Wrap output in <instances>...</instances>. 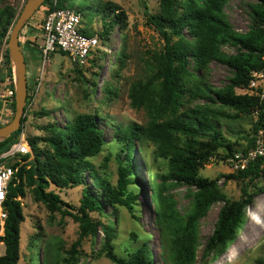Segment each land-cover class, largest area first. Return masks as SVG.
<instances>
[{
    "label": "trees",
    "instance_id": "trees-1",
    "mask_svg": "<svg viewBox=\"0 0 264 264\" xmlns=\"http://www.w3.org/2000/svg\"><path fill=\"white\" fill-rule=\"evenodd\" d=\"M70 1L45 0L43 5H48L50 10L74 7L83 14L82 31L90 36L97 33L89 30L90 24L86 21V15L94 12L103 15V29L98 35L104 44L117 24L122 29L128 24L126 12L118 11L120 8L113 3L102 4L93 10L94 7L87 0L73 6ZM229 1L231 0H159V12L151 13L146 1L142 0L148 21L163 36L165 45L163 50L152 55L148 63L147 78L135 81L130 87L132 107L145 108L149 120L145 127L132 124L129 128L116 129L115 139L121 146L117 155V183L113 184L104 178L91 160L102 151L106 142L101 118L95 114L81 113L64 125L55 122L45 125L43 128L47 131L46 135L29 139L36 159L32 166L27 168L25 165L29 153L21 158L26 161L24 164H14L18 170L8 186L4 203L7 217L0 241L4 243L5 251L0 255V264L19 263L21 224L25 220L21 198L26 196L27 186L33 187L35 198L45 203L52 214L59 212L63 217L70 216L79 223L80 236L67 251L71 260L79 253L78 247L82 239L86 236L96 237L102 227L104 237L100 254H104L115 264H154V254L147 243H143L128 257L118 255L114 244V226L111 223L103 224L91 215L92 212L104 213L106 206L115 210L118 206H125L137 218L134 214L138 202L137 179L134 175L135 149L137 140L142 136L153 141L157 154L168 160L169 169L164 175L165 179L196 189L193 192L191 209L185 216L173 205L167 210L168 204L165 205L162 201L166 208L162 207L161 212L168 222L171 221V256L174 264H196L200 245V220L219 201H224L225 204L221 208L216 227L209 236L205 253H214L215 258L223 255L244 224L247 209L254 200L256 191L248 184H255L264 173V157H259L246 169L230 175L229 178L240 179L246 183L242 186L241 197L237 200L227 198L219 185L220 178L200 176L201 168L213 157L232 158L239 150L234 148L220 127L212 121V117L217 114L212 113L213 109L216 110L215 105L251 115L258 103L255 96L240 94L237 89L248 85L253 69L264 66V0H258L259 3L254 6L256 24L247 33H238L228 21L225 6ZM16 20V10L12 5L0 6V41L8 44L10 31ZM227 44L236 47L237 52L226 56L222 47ZM214 60L225 62L235 71L231 83L218 90L195 85L194 81L200 79L199 75ZM115 61L116 59L112 63ZM4 63L12 78L13 67L8 47ZM11 89L14 90V85H11ZM189 92L205 97L208 103L186 109ZM15 98L16 95L13 98L14 110ZM27 98L29 99V94ZM224 112L218 111L220 114ZM39 114L49 115L50 111L42 109ZM225 115L228 116L227 113ZM25 120L26 117L23 121ZM22 128L0 142V153L18 139ZM256 130L254 124L253 133L240 150H247L254 145ZM40 143L45 147H40ZM220 150L224 154H220ZM122 153L124 156H121ZM87 171L96 190L87 183ZM51 185L59 190L82 185L83 197L80 205L75 206L64 200L56 189H50ZM67 262L74 264L72 261ZM37 264L45 263L38 260ZM256 264H264V258L259 259Z\"/></svg>",
    "mask_w": 264,
    "mask_h": 264
},
{
    "label": "rangeland",
    "instance_id": "rangeland-1",
    "mask_svg": "<svg viewBox=\"0 0 264 264\" xmlns=\"http://www.w3.org/2000/svg\"><path fill=\"white\" fill-rule=\"evenodd\" d=\"M27 0H0V6L12 5L18 18ZM83 0H71L70 5L81 4ZM89 5L98 9L102 4L113 5L124 10L128 24L122 29L117 24L104 46L107 51L95 52L89 64L73 61L68 55L57 51L44 58L40 51L43 42L42 22L48 5H43L29 19L21 32L26 62L29 99L24 114L21 133L27 140L47 134L45 125L55 122L64 125L81 113L95 114L101 118L105 134V145L102 151L91 158L98 167L99 173L113 184L119 176L118 153L121 151L115 139L116 129L129 128L132 124L147 126L149 115L145 108H134L131 105L129 92L132 83L145 79L149 75L148 63L155 52L163 50L165 40L159 31L148 21L142 0H87ZM151 13H158L159 0H145ZM258 0H231L225 6L227 19L238 33L249 32L256 24L254 6ZM103 15L96 12L86 15L90 24L89 30L97 34L103 29ZM7 44L0 41V110L5 106L12 113L8 122L14 117L13 103L9 104V91L14 85V78L9 76L5 60ZM222 52L233 55L237 48L224 45ZM116 53V56H115ZM115 56V58H114ZM116 61L112 63V61ZM235 71L225 62L214 60L208 69L199 75L195 85H204L212 89L227 87ZM202 83V84H200ZM212 95V93H209ZM186 109L206 105L208 99L189 92L186 98ZM220 108V109H218ZM42 109L50 111L49 115L39 114ZM213 109V108H212ZM212 121L220 127L223 135L231 141L235 149H241L248 142L254 121L250 114L238 113L229 107L215 105ZM222 109V110H221ZM218 111H225L218 113ZM7 112H5L6 115ZM228 114L226 116L225 114ZM7 115V116H8ZM4 121L6 118L4 117ZM7 124V123H6ZM3 126V125H1ZM0 126V127H1ZM40 147H45L40 143ZM156 144L142 136L137 140L135 149V178L137 179L138 202L135 205L134 218L125 206L105 207L104 213L92 212L91 215L103 224L111 223L116 231L115 251L123 257L130 256L143 243H147L154 254V264H174L172 260L173 233L171 221L162 214V207L170 210L173 205L186 215L192 205L194 187L179 184L164 178L168 172V160L156 152ZM220 154L224 151L220 150ZM25 163L32 166L35 161L33 151ZM121 156H124L122 153ZM109 158V160H107ZM230 158L213 157L200 170V176L220 178L219 185L227 198L237 200L241 197L244 183L240 179L229 178L236 173ZM89 187L95 189L92 177L85 172ZM256 191L254 200L248 207L244 224L233 241L228 244L223 255L215 258L214 253L206 254L209 236L213 233L224 201L214 203L207 214L200 220V245L197 251L196 264H256L264 258V173L255 184H248ZM133 187V185H132ZM255 187V188H253ZM61 197L75 206L80 205L83 197V186L59 190ZM163 199V200H161ZM25 220L21 224V250L18 264H115L104 254V232L99 230L96 237L86 236L79 245V253L74 260L67 252L80 236L79 223L70 216L52 212L47 205L35 198L32 186L26 187V196L21 198ZM164 201L165 205L162 203ZM5 221L0 220V235L4 234ZM174 250V249H173ZM5 245L0 241V255L4 254Z\"/></svg>",
    "mask_w": 264,
    "mask_h": 264
},
{
    "label": "built area",
    "instance_id": "built-area-1",
    "mask_svg": "<svg viewBox=\"0 0 264 264\" xmlns=\"http://www.w3.org/2000/svg\"><path fill=\"white\" fill-rule=\"evenodd\" d=\"M84 26L83 14L74 7L47 8L44 21L42 22L43 42L40 51L44 58L60 51L68 55L73 61L82 65L89 64L92 55L99 50L107 51V45L101 42L98 34L87 35L82 31ZM106 46V47H104ZM264 61V56H263ZM238 93L249 94L258 99L256 107L251 112V117L257 130L254 134V145L247 150H238L231 158L233 170H244L249 164L259 157H264V66L253 69L250 72L249 83L245 88H238ZM9 104L13 103L15 89L9 91ZM29 94V93H28ZM30 95V94H29ZM27 111V106H26ZM5 112L6 115H5ZM12 113L9 108L0 110V126L8 123V114ZM8 115V116H7ZM4 117L6 121H4ZM32 148L24 132L10 147L0 153V220L5 221L7 212L4 203L8 192V186L18 170L16 162L24 164L22 156L31 153Z\"/></svg>",
    "mask_w": 264,
    "mask_h": 264
},
{
    "label": "water",
    "instance_id": "water-1",
    "mask_svg": "<svg viewBox=\"0 0 264 264\" xmlns=\"http://www.w3.org/2000/svg\"><path fill=\"white\" fill-rule=\"evenodd\" d=\"M44 2L45 0H27L10 31L7 47L13 67L16 108L13 119L0 127V142L5 141L23 125L28 97V78L27 62L20 37L26 22L40 9Z\"/></svg>",
    "mask_w": 264,
    "mask_h": 264
}]
</instances>
